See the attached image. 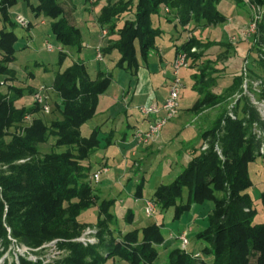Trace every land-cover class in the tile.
Wrapping results in <instances>:
<instances>
[{
    "label": "trees",
    "instance_id": "trees-1",
    "mask_svg": "<svg viewBox=\"0 0 264 264\" xmlns=\"http://www.w3.org/2000/svg\"><path fill=\"white\" fill-rule=\"evenodd\" d=\"M22 1L30 4L31 0ZM221 1L224 0H137L135 5L133 0H109L101 10L98 23L111 36L118 35V39L102 51L103 56L116 50L121 56L118 68L126 65L128 69H136L139 67L137 47L141 58L147 60L161 35L154 28L153 18L160 16L162 6L184 27L195 21L204 28L228 21L219 11ZM256 1L260 7L264 6V0ZM19 2H0V23L5 26L0 32V77L6 80L0 87L8 88L7 94L0 92V237L6 239L10 229L15 241L32 249L53 241L68 242L62 248L70 254L57 264H108L117 258L126 264H156L160 249L166 243L162 227L154 225L144 229L142 238L139 232L124 235L118 229L112 230L116 217L111 210L116 200L100 203L97 244L85 246L72 242L88 228L87 224L80 223L82 215L99 204L97 190L90 183L91 169L85 162L100 148V129L83 138L82 127L96 117L100 100L107 95L112 79L101 72L92 78L83 63L74 62L60 69L52 84L60 100V104H54L59 119L48 123L35 104L31 109L21 107L19 103L35 91L8 86L10 78L16 80L10 66L16 63L18 42L14 32L18 25L10 11ZM37 3L36 8L32 5L34 15L50 20L56 43L64 50L81 51L82 35L70 22L72 14L69 19L60 0H37ZM237 3L240 5L239 0ZM122 20L123 25L119 27ZM29 22L28 31L32 28ZM7 26L11 31H7ZM258 27L257 44L264 48V21ZM196 47L197 43L191 40L176 52L188 54L192 68L199 60L198 55L191 54ZM65 54H60V67L67 60ZM261 54L264 58V52ZM259 65L264 70V59ZM202 76L200 73L194 77L199 98L190 112L195 116L218 108L224 103V96L241 90L243 83L242 77L236 78L229 91L217 96L212 92L217 81L204 83ZM258 98L264 100V84ZM240 104L242 116L232 119L223 115L213 129L202 133L208 149L194 157L173 184L161 186L152 201L158 211L174 210L177 222L194 206L207 201L214 204L207 230L197 237L208 245L204 253L215 258L214 264H264V224L255 223L257 211L250 193L254 187L250 166L260 158L262 145L253 127L257 124L264 130V123L250 99L242 98ZM27 117L32 118L31 123L26 122ZM51 140L55 142V150L42 155L41 147ZM219 145L222 157L216 153ZM141 190L142 187L136 201H143ZM259 200L264 207V193ZM134 219L135 214L129 211L125 220L132 223ZM190 255L179 248L171 254L170 262L206 264L202 256L201 260H195ZM21 264L33 263L23 260Z\"/></svg>",
    "mask_w": 264,
    "mask_h": 264
},
{
    "label": "rangeland",
    "instance_id": "rangeland-1",
    "mask_svg": "<svg viewBox=\"0 0 264 264\" xmlns=\"http://www.w3.org/2000/svg\"><path fill=\"white\" fill-rule=\"evenodd\" d=\"M72 1L77 12L76 21L79 26H83V49L81 51L64 50L67 52L64 55L67 56V60L64 61L62 67H60V54L58 52L51 54L46 51L47 43L53 46H59L51 32L50 20L44 17L36 19L32 5L36 8L38 6L37 0H31L30 4L20 0L17 9L13 13V17L11 18L15 21L18 16H21L27 21L32 22V28L28 31L27 29L18 26L14 30L18 38L16 46L17 60L10 68L15 71L18 78H16L15 81L10 78V80H8V86L20 88L30 87L33 89L39 88L40 84L43 82L51 85L60 69H66L79 60H84L86 62L90 76H95L97 72L105 73L117 70L121 59L118 53L105 54V60L100 64L96 63L93 59L95 49L100 47L106 51L112 37L108 29L106 28L103 30L95 20L97 16H100V10H96L92 15L89 11V7L102 2L107 5L108 0ZM239 1L240 5H238L237 0H224L220 2L219 6L221 7L219 10L228 19V21L223 24H212L202 28V25H198L194 21L190 22L187 27L178 24V27L175 28L176 22H174L175 24L173 23V25H168L166 23L162 26L167 34L161 44L163 48L162 56L165 62L172 60L177 47L181 48L186 42L191 40L197 43V47L192 49L191 54L198 55L199 58L195 68L188 65V69L181 71L180 76L184 87L179 97L181 113L175 117L174 121L177 122L182 119L183 123L181 122V124H183V126H179L181 130H179L176 135L169 134L174 127L172 123H168L164 128L162 134L164 135L166 133L168 139L164 145V151L158 152L156 156L149 158L146 161L144 160L143 162L141 161V157L132 158L131 153H122L115 145H109V138L105 136V133H111L116 129V132H119L122 126L121 122L123 121L121 117L112 118L111 122L107 125H103L101 118L97 117L82 127L83 138H89L93 131L100 127H102V132H104V134L101 133L99 136L102 140L99 150H97L85 162V166L90 167L91 169L92 176L90 183L92 187L97 190L96 193L99 204H96L94 210L84 213L80 218V223L88 225V228L83 232L80 238H82L87 231L96 233V237L98 236L99 230L96 227V223L100 214V203L108 200H116V205L111 210L116 217V225L112 226V230L118 229V231L122 232L124 235L139 232V237L142 238L144 229L157 225L162 227V234L168 239L171 233L178 235L180 231L185 229L186 225L189 226L194 223V221L200 220L203 221L204 225H208L209 215L214 209V204L212 202L207 201L199 205L194 216L191 214L192 217L190 215L189 218L184 217L177 222L174 221V210H159L156 216L148 217L140 207L137 209L135 208L137 205L135 198L139 195L140 187H142L141 192L143 201L152 202L161 186L173 184L188 168L192 161V159L186 155L187 146L189 144L193 145L192 152L194 155L192 158L205 152V148H208L207 142L202 144L200 139L199 133L201 129L203 128V132L210 131L215 127L217 121L223 117V115H226L228 118L231 117L232 119L241 117L242 115L240 112L243 103L240 104V100L246 97L250 99L249 95L245 93V87L247 86L249 88L250 95H257L253 90H257L258 86L262 87V84H264V70L259 65V61H263L264 59L262 56L263 54H261L264 52V48H259L260 46L257 44L260 36L259 30L250 41H245L242 38L243 33L245 30H248L250 25H254L255 23L258 26L264 21V6L260 7L256 0ZM133 2L137 5V0H133ZM60 3L70 19V2L68 0H60ZM160 15L163 16L164 12ZM42 22H45V27L41 25ZM4 27V24L0 23V32L4 30ZM120 27H122V25H120ZM6 28L7 31H11L9 26ZM104 31L107 32V36H109L107 40L103 37ZM102 39L104 42H102ZM180 53L186 54L184 52ZM186 56L189 64L190 61L188 54H186ZM258 59L259 61H257ZM163 69H166V66H163ZM200 73H203V78H200H202L204 83L213 82V80L217 81V86L212 89V92L217 96H222L229 91L234 85L236 78L242 77L243 82L241 90L233 94H226L224 96V103L218 108L206 110L202 114L197 115L202 116V124L193 121L195 116L192 114V118L188 113L198 100L194 77ZM171 75H173V70H171ZM159 79L161 80V84L159 85L160 90L157 89L158 85L153 83L152 86L149 84V90L147 91L149 94L146 95V100H148V102L150 101V103L147 102L148 104L145 106H155V101L157 99L156 96L161 98L163 96L162 92L166 91L163 84L166 82L169 83V81L166 79L162 80V78ZM17 81H20L21 83L17 84ZM5 82V77H0V84ZM145 88H147V85H145ZM0 92L2 94H7L8 88L0 87ZM52 102L53 105L55 102L60 104V100L57 98L56 94H53ZM152 102H154L153 105ZM19 104L21 107L31 109L35 104L34 98L33 96L27 95ZM136 115L140 121H143V117L139 113ZM59 118L60 116L55 111L54 105L53 114L46 116L45 120L48 123H52ZM136 119V117H133L132 122L135 123ZM115 122L116 124H119L117 127H114ZM253 133L258 139L255 134L256 132ZM54 144L55 142L51 140L48 145L42 146V155H48L53 152L55 150L53 148ZM218 150L219 151H216V153L219 157H222L223 153L220 145L218 146ZM140 165L142 166L138 169ZM132 166H134L135 169ZM103 170L106 171L104 172ZM98 173H101L100 182L96 183L93 180V176ZM250 174L254 186L250 190V193L254 197V208L257 211L255 223L264 224V207L259 200L260 195L264 193V156H260V158L250 166ZM120 201H122V203H120ZM130 209H132L135 214V219L132 223H128L125 220L126 214ZM195 224L199 227L196 222ZM200 230H203L202 226L200 227ZM7 232L8 236L6 239L0 237V261L6 259L5 261H7V264H13L14 255L17 253V249L14 246L15 240L12 238L11 230L7 229ZM195 234L196 231L191 232L188 235L190 240L189 253L198 252L201 254L204 263L214 264L215 258L212 255L204 253V249L208 247V245L200 242ZM80 238L73 240L72 242H78ZM98 241L97 237V242ZM67 243L68 242H61L57 247V252L63 254V259L70 254L67 249L62 248V245ZM180 246L181 245L175 243H172L171 245L164 244L160 249L161 252L156 264H171L170 256L174 251L179 248L181 249ZM38 256L40 259L46 261L49 256H53L52 248L43 250ZM23 260L26 259L21 258V262ZM108 264L126 263L117 258L110 260Z\"/></svg>",
    "mask_w": 264,
    "mask_h": 264
},
{
    "label": "crops",
    "instance_id": "crops-1",
    "mask_svg": "<svg viewBox=\"0 0 264 264\" xmlns=\"http://www.w3.org/2000/svg\"><path fill=\"white\" fill-rule=\"evenodd\" d=\"M103 1H105V0H103ZM0 2H1V0H0ZM90 3H91V1H90ZM94 3H95V1H94ZM70 5H71V14H72L70 22L80 31V33L82 35V31H83L82 27L83 26H79V24L76 21L77 12H76L75 6L73 5V1L70 2ZM90 6H91V4H90ZM105 6L106 5L103 2L100 4H97V5L95 4V5H92L91 7H89L90 8L89 11L93 15L96 10L97 11L100 10V14H101V10ZM17 7H15L14 9H12L10 11L11 17H13V13L17 9ZM220 7L221 6H219V8ZM163 12H164L163 16L160 15L159 17L153 18L154 28L160 30L161 35H160V37H158L156 39L155 46L152 49V51L150 52L148 59L144 60L141 58L140 51L137 47V58H138V62H139L138 68L128 69V67L125 65L123 68H117L116 71H113V72L108 71V72L104 73V74H107L111 77V79H112L111 80V86H110V89H109L107 95L101 98L100 104L98 107V113L95 117V118L100 117L102 122H103V125L109 124L111 122L112 118H114V117H121L123 121L121 122L122 126H121L120 131L116 132V130H117L116 129V130H113L111 133H105V136L107 138H109L108 143L112 142L111 144L118 147L122 153H125V154L131 153L132 158L141 157V161H143V162H144V160L146 161L147 159L156 156L158 154V152L164 151V145L168 141L166 133H165L164 135L161 134L158 141L156 143H154L153 145L138 148V147H136L135 142H134V135L137 131H147L149 129L150 125H152L155 121H157L158 119H160L164 116V114L161 113L160 115H157V116L145 117L139 111L140 107H144L146 104L150 103V101L148 102V100H146V97H147L146 95L149 94V93H147V91L149 90V84H151L153 86V83H154V84L158 85L157 89H159V85L161 84V80L159 78H162V80L166 79L169 81V83L166 82L163 84V86L166 88V91L162 92L163 96L161 98H158L156 96L157 99L155 101L156 102L155 106L162 107L165 104V102L169 96V90H170V86H171L172 79H173V75H171V70H172V65L174 63V60L177 56V54H176L177 49H179V47L176 48L175 54H174L172 60L165 62V60L162 56L163 48H162L161 44L164 41L163 39L166 38L167 34L163 30L162 26L166 23L168 25L169 24L173 25V23L176 22V24L174 23L175 28H176V27H178V24H180V21L165 6L161 7V14ZM99 17L97 16V18L95 19L97 23L99 21ZM36 19H38V18H36ZM123 21L124 20L119 22V27H120V25H123ZM41 25L44 27L46 26L45 22H42ZM108 37L109 36H107L105 39L107 40ZM111 37H112V39L109 42L108 48H110L114 45V43L118 39V35H114ZM172 41H173V38H172ZM102 42H104L103 39H102ZM98 48H100V47H98ZM97 49H95V51H94V58L93 59L96 63L100 64L101 62H98L96 59ZM102 51H104V50L102 49ZM115 53H118V51L113 50L110 54H115ZM119 57L121 58L120 54H119ZM104 60H105V56H104ZM77 62L83 63L85 65V67L87 68L86 62L84 60H82V61L79 60ZM163 66H166V69H163ZM98 74L99 73L97 72V74L95 76H91V77L96 78V76ZM16 76H17L16 78H18V75H16ZM153 80H154V82H153ZM17 82H18L17 84L21 83L20 81H17ZM53 82H54V80H53ZM43 84L49 85V84H46L45 82H43L40 84V86ZM144 84L147 85V88H145ZM50 86H52V84ZM24 88H26V87H24ZM27 88H30V87H27ZM37 89L38 88H33L34 91H36ZM153 93H154V91H153ZM153 104H154V102H152V105ZM137 113H139L143 117V121H140L138 119V117L136 115ZM180 113H181V111H180ZM188 113L193 118L194 114L191 113L190 111ZM133 117L137 118L135 123L132 122ZM173 121L174 120H172L170 123H172L174 127L171 129V133H169V134L176 135L179 132V130H181V128H179V126L180 125L183 126V124H181V122L183 123V121H182V119L177 121V122H175V121L173 122ZM193 121L199 122L202 124V116H195V119ZM118 125L119 124H116V122H115L114 127H117ZM184 125H186V124H184ZM184 127H186V126H184ZM99 129H100V134L101 133L104 134V132H102V127H100ZM202 130H203V128L201 129V131L199 133L201 141H202L201 134L204 133ZM111 144H109V145H111ZM202 144H204V141H202ZM192 147H193L192 144H189L187 146L186 155L188 157H190V159L193 160L192 156L194 155V153L192 152ZM136 164H138V163H136ZM141 166L142 165H140V167H138V169H140ZM132 167L135 169L134 166H132ZM120 203H122V201H120ZM136 204H137L135 206L136 209L140 207L141 210H143V201H136ZM197 209H198V206H194L192 208V211L190 213L184 215V217L189 218V216L191 214H193V216H194L197 212ZM129 211L134 213V211L132 209L128 210V212ZM128 212H127V214H128ZM127 214H126V216H127ZM191 217H192V215H191ZM191 217H190V219H191ZM187 220H189V219H187ZM195 222L199 225V227L196 226ZM201 226L203 228L202 231L200 230ZM207 228H208V225L206 226V225H204L203 221L197 220V221H194V223H192L189 226L186 225L185 229L183 231H180L178 235H181L184 233L189 235V233L196 231L195 235H196V237H198L200 234L204 233L207 230ZM171 234H173V233H171ZM172 243L179 244L176 241L170 240V236H169V238L166 239L165 245H171ZM191 254L195 255V254H200V253L191 252Z\"/></svg>",
    "mask_w": 264,
    "mask_h": 264
},
{
    "label": "built area",
    "instance_id": "built-area-1",
    "mask_svg": "<svg viewBox=\"0 0 264 264\" xmlns=\"http://www.w3.org/2000/svg\"><path fill=\"white\" fill-rule=\"evenodd\" d=\"M16 24L24 29H28L30 26V22L27 21L25 18L18 16L15 20ZM258 26L254 23V25H250L248 30H245V32L242 35L243 40L250 41V39L257 34ZM104 39L107 37V32H103ZM46 51L48 53H55L58 52L59 54L67 53L64 51V49L61 46H53L49 43L46 44ZM96 59L98 62H103L104 57L102 53V49H97V55ZM188 60L186 54L179 53L172 65L173 70V79L169 90V96L165 102V104L162 107L158 106H144L140 107L139 111L140 113L145 117H152L160 115L161 113L164 114V116L157 121H155L152 125H150L149 129L147 131H137L134 135V142L136 147H145L149 145H153L158 141L160 138L162 131L164 128L170 123L172 120L175 119L176 116L180 113V106H179V97L181 95V92L183 90V83L181 79V71L184 69H188ZM4 84H2L3 86ZM257 90H253L257 95L255 94H249V88L246 86V94L249 95L251 104L257 109L262 122L264 123V100H260L258 95L261 93V86L257 87ZM53 94H55L54 89L50 85H41L34 93L33 98L35 105L40 108L41 112L44 116H50L54 112V105L52 102ZM26 122L31 123L32 118L27 117ZM255 134L258 137V140L262 142L261 148H260V156H264V130L260 128L259 125H254L253 127ZM208 149V148H207ZM205 148V150H207ZM216 151H219L218 148H216ZM104 172L106 170H103ZM100 174L98 173L93 176V180L96 183L100 182ZM143 210L145 214L148 217H154L157 215L158 208L154 202L150 201H143ZM96 233L87 231L83 235L82 238L78 240L77 243H81L85 246H92L97 244V238ZM170 240L176 241L181 245V250L187 254L189 253V247H190V240L187 234H181V235H170ZM61 244L60 241H54L49 244H45L43 247L39 249H32L28 248L23 245H19L17 241H14V246L17 249V253L14 255V262L13 264H21V258L26 259L27 261L33 263V264H57L59 261L63 259V254L61 252H57V247ZM47 248H52L53 256H49L46 261L40 259L38 254L42 252L43 250H46ZM195 260H201L200 254L190 255ZM6 260V259H5ZM5 260L0 261V264H7ZM5 262V263H4Z\"/></svg>",
    "mask_w": 264,
    "mask_h": 264
}]
</instances>
